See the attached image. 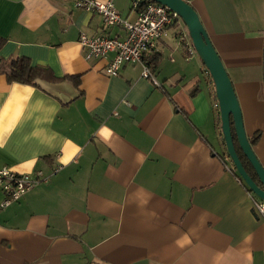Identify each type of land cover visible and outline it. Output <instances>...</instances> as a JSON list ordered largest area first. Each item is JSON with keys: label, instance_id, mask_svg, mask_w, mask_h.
<instances>
[{"label": "crops", "instance_id": "crops-1", "mask_svg": "<svg viewBox=\"0 0 264 264\" xmlns=\"http://www.w3.org/2000/svg\"><path fill=\"white\" fill-rule=\"evenodd\" d=\"M187 1L264 167V0ZM114 3L136 18L131 0ZM81 32L125 35L70 0H0L1 61L59 77L41 88L0 72V168L48 177L0 206V264H264V220L225 152L202 60L172 28L147 53L157 82L140 63L109 75L114 52L86 59Z\"/></svg>", "mask_w": 264, "mask_h": 264}, {"label": "built area", "instance_id": "built-area-1", "mask_svg": "<svg viewBox=\"0 0 264 264\" xmlns=\"http://www.w3.org/2000/svg\"><path fill=\"white\" fill-rule=\"evenodd\" d=\"M70 1L76 8L98 12L108 26H119L124 30L123 38L109 35H88L85 32L80 34L79 41L84 49L86 59L102 58L106 57L108 53L114 52L106 66V72L109 75H117L124 63H140L143 67L142 75L157 82L144 57L157 47L159 40L167 36L172 28H174L179 46L185 50L187 56L197 55L186 25L179 14L167 5L156 1L144 3L145 0H131V6L137 10V16L134 20H129L121 15L114 0ZM204 71L210 78L209 70L205 69ZM210 79L214 84L212 77ZM213 90L212 108L218 116L221 114L220 105L215 88ZM54 170L57 171L56 168ZM47 178L41 170H36L34 173H22L7 166L1 167L0 186L4 198L0 206L6 207L18 201L30 189ZM248 191L253 209L264 220V199L252 190L248 189Z\"/></svg>", "mask_w": 264, "mask_h": 264}, {"label": "water", "instance_id": "water-1", "mask_svg": "<svg viewBox=\"0 0 264 264\" xmlns=\"http://www.w3.org/2000/svg\"><path fill=\"white\" fill-rule=\"evenodd\" d=\"M154 1L167 5L176 11L186 25L197 54L209 70L214 82L216 97L220 105L221 129L229 157L248 188L264 199V167L255 154L246 134L241 107L232 79L217 49L213 45L198 12L187 0ZM231 117H233L239 145L254 167L260 180L259 183L247 172L238 155L232 134Z\"/></svg>", "mask_w": 264, "mask_h": 264}, {"label": "trees", "instance_id": "trees-1", "mask_svg": "<svg viewBox=\"0 0 264 264\" xmlns=\"http://www.w3.org/2000/svg\"><path fill=\"white\" fill-rule=\"evenodd\" d=\"M149 1H154V0H145L144 3L149 2ZM5 41L6 39L0 36V49L4 45ZM144 60L147 63V65H149L151 70L154 71L157 65H159L160 56L157 53H153L151 55L145 56ZM205 69L207 70V68ZM0 72L6 75V78L9 82L26 83V84H30L32 86L41 87V88L44 87L46 84L55 82L59 79V77H57L54 74L53 70L49 66L43 65V64H34L30 60V58L25 57V56H17L14 58H10L8 60H2L0 63ZM73 78L76 80V82L79 81V76H75ZM217 119L219 122L220 132L221 134H223L222 129H221L220 115H218ZM231 126H232L234 144L238 152V155L245 169L247 170V172L254 178V180H256L259 183L260 180L256 174L254 167L252 166L251 162L249 161L247 156L244 154L241 146L239 145L236 132H235L233 117H231ZM256 138L251 139V141L254 142ZM224 146H225V152L228 153L225 141H224ZM237 175L238 177H240L244 185L248 188V186L245 184L244 180L238 174V172H237Z\"/></svg>", "mask_w": 264, "mask_h": 264}, {"label": "rangeland", "instance_id": "rangeland-1", "mask_svg": "<svg viewBox=\"0 0 264 264\" xmlns=\"http://www.w3.org/2000/svg\"><path fill=\"white\" fill-rule=\"evenodd\" d=\"M195 58H199V55H196ZM223 137V136H222Z\"/></svg>", "mask_w": 264, "mask_h": 264}]
</instances>
